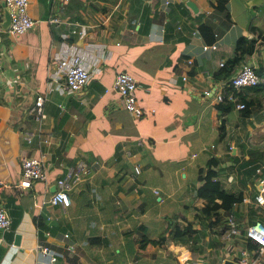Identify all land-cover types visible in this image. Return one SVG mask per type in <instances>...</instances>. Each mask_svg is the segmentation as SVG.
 I'll use <instances>...</instances> for the list:
<instances>
[{
  "label": "crops",
  "instance_id": "0c3cea01",
  "mask_svg": "<svg viewBox=\"0 0 264 264\" xmlns=\"http://www.w3.org/2000/svg\"><path fill=\"white\" fill-rule=\"evenodd\" d=\"M3 10L0 0L1 30ZM27 13L24 33H0V206L10 220L0 264H171L185 245L219 252L228 213L205 226L196 204L219 188L241 225L264 223L254 202L264 176V0H27ZM239 37L250 50H234ZM60 52L91 73L71 95L49 77ZM226 61H234L228 75L212 76ZM245 64L257 84L233 100H247V113L234 103L221 114L214 96ZM120 71L135 80L138 118L111 88ZM36 95L39 120L30 112ZM23 157L45 167V179L26 189L17 186ZM78 162L86 172L69 205L48 204L55 178ZM199 189L210 193L196 198Z\"/></svg>",
  "mask_w": 264,
  "mask_h": 264
},
{
  "label": "built area",
  "instance_id": "2783aa9c",
  "mask_svg": "<svg viewBox=\"0 0 264 264\" xmlns=\"http://www.w3.org/2000/svg\"><path fill=\"white\" fill-rule=\"evenodd\" d=\"M4 9L7 11L9 23L5 30L0 29V33L19 35L29 29L33 20L27 13V0H3ZM59 16L48 17L47 23L61 22ZM206 50L207 46H202ZM1 66V56H0ZM89 68L74 54L67 55L60 52L56 55L55 70L50 74L51 84L60 95H71L84 86L90 77ZM257 74L253 68L247 64L235 73L227 85L228 94L226 99L233 101V92L239 88L254 86L257 84ZM111 88L116 92L122 101L124 110L132 117L141 116V110L136 102L135 97V80L124 71L117 72L112 80ZM208 94V91H204ZM216 102L222 100V94L217 93L214 96ZM44 97L36 95L31 105L30 112L36 120L43 116ZM236 108H242V104H235ZM25 139L30 141V134L27 133ZM81 162L76 163L73 167H68L65 171L55 178L54 190L48 197V204L66 208L69 205L67 192L79 180V176L86 170ZM132 171L138 173V168L133 167ZM45 179V167L41 159L23 157L20 161V176L17 186L20 188H29L31 183ZM261 188L254 196V202L259 210L264 212V176L259 180ZM157 194V190H152ZM258 210V211H259ZM260 212V211H259ZM10 220L2 207L0 206V230L4 231L9 228ZM67 237V235H64ZM222 248L225 250L224 256L220 257L218 264H222L224 259L234 264H264V223L258 219L250 223L241 225L232 213L226 214L222 219L221 229ZM3 239L0 238V244ZM189 242V241H188ZM196 250V249H194ZM41 254L47 253L45 247L39 249ZM54 261V257H50ZM173 264H204L195 256L192 250L186 245L180 247L173 255ZM217 264V263H216Z\"/></svg>",
  "mask_w": 264,
  "mask_h": 264
},
{
  "label": "trees",
  "instance_id": "16d2710c",
  "mask_svg": "<svg viewBox=\"0 0 264 264\" xmlns=\"http://www.w3.org/2000/svg\"><path fill=\"white\" fill-rule=\"evenodd\" d=\"M208 26L214 30L215 25L213 22L208 21ZM262 36H264V35H262ZM215 37H219V32H215ZM251 47H252L251 40H246L244 37H239L235 41L234 50L235 51L240 50V49L250 50ZM233 60L235 61V58ZM233 62L232 61H226L218 71H216L215 73L212 74V76L225 78V76H227L229 71L231 70L230 68L233 66ZM228 84H229V82L226 83L221 90L222 100L218 101V103L216 105L217 109L222 114L223 112H225L226 110L231 108L234 103H238V104H242V111L246 110L247 109L246 107L248 105V101L245 100L244 98H239L238 96H236V94L234 95L233 103L232 102L229 103L227 101L226 95H227V85ZM244 113H247V112H244ZM221 127L222 126L220 125L219 129ZM210 164L211 165L214 164L212 159L208 160V162H206V165H210ZM202 179H203L202 169H198L197 180L201 181ZM209 193H210L209 189H199L196 191L195 197L200 199V197L208 195ZM213 198L214 199L211 202H206L204 200H199V201L196 200V204L200 207L201 212L204 214V217L206 219V222L205 223L201 222V224L205 225V226H209V227L215 226L219 222V220L222 219L223 214L229 213L231 210V207H232L231 198L226 194V192L222 188H219L213 194ZM185 233H186V230L184 227H182V235H185ZM170 237L172 238L173 241H179V239H181L180 238L181 236L177 237V236H174V234H172ZM195 241H196V238H193V243ZM144 243H146L145 240L138 242L137 246L141 247L144 245Z\"/></svg>",
  "mask_w": 264,
  "mask_h": 264
},
{
  "label": "rangeland",
  "instance_id": "374dc122",
  "mask_svg": "<svg viewBox=\"0 0 264 264\" xmlns=\"http://www.w3.org/2000/svg\"><path fill=\"white\" fill-rule=\"evenodd\" d=\"M203 234V233H202ZM204 236L205 235H208V234H203ZM202 235V237H203ZM221 242V241H220ZM204 243L205 245V241L202 242V244ZM186 244H189L188 242H186ZM220 251L218 252H215L213 250H209L207 252H205V249L204 247L202 248L201 246V249L199 250H192V253L195 254V256H199L200 255V258L202 261H204L205 263L204 264H215L219 261L220 257H223L224 255V252L225 251L223 248H222V243H220ZM172 261H173V256H172ZM173 264V263H171Z\"/></svg>",
  "mask_w": 264,
  "mask_h": 264
},
{
  "label": "water",
  "instance_id": "95a60500",
  "mask_svg": "<svg viewBox=\"0 0 264 264\" xmlns=\"http://www.w3.org/2000/svg\"><path fill=\"white\" fill-rule=\"evenodd\" d=\"M186 3H187L190 7H192V5H191L188 1H186ZM8 23H9V17H8L7 11L4 9V10H3V22L1 23V27L4 28V29H6L7 26H8ZM14 241H15V244L18 243V242H17V241H18V236H15ZM17 245H18V244H17ZM222 264H234V263H232L231 261H229V260H227V259H224V260L222 261Z\"/></svg>",
  "mask_w": 264,
  "mask_h": 264
}]
</instances>
